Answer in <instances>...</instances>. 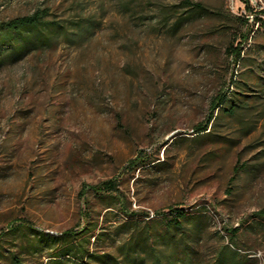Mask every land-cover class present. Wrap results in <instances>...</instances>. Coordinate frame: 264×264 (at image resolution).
Returning a JSON list of instances; mask_svg holds the SVG:
<instances>
[{
    "label": "rangeland",
    "instance_id": "374dc122",
    "mask_svg": "<svg viewBox=\"0 0 264 264\" xmlns=\"http://www.w3.org/2000/svg\"><path fill=\"white\" fill-rule=\"evenodd\" d=\"M248 1L0 0V21L45 8L64 26L0 67V264H264V0ZM141 153L159 160L134 170Z\"/></svg>",
    "mask_w": 264,
    "mask_h": 264
},
{
    "label": "trees",
    "instance_id": "16d2710c",
    "mask_svg": "<svg viewBox=\"0 0 264 264\" xmlns=\"http://www.w3.org/2000/svg\"><path fill=\"white\" fill-rule=\"evenodd\" d=\"M246 8L249 10L252 16L253 10L248 0L244 2ZM199 6V5H197ZM201 8V6H199ZM264 14V11H262ZM49 10L45 8H39L30 15L16 17L7 21H0V67L11 59H21L24 55L40 49H46L50 43L54 41L60 30L64 28L59 22L55 20H48ZM250 18L245 19L248 22ZM182 18H180L175 24L176 27L182 25ZM233 55L240 57L239 49H233ZM227 99L224 95L215 98L211 114L206 122L199 124L195 127V133H204L208 131L214 119V113L216 110L223 108ZM144 154L130 162L132 168L136 170L139 167L146 166L155 163L159 159H148ZM93 192L96 195H112L115 193V185L110 182H103L95 187H92ZM87 189H83L82 196L85 197ZM63 237L72 236L71 233H65ZM71 255L70 251H65L58 257L62 258ZM89 257V252H83L80 256H76L79 259L80 264H89L84 262L85 257Z\"/></svg>",
    "mask_w": 264,
    "mask_h": 264
}]
</instances>
